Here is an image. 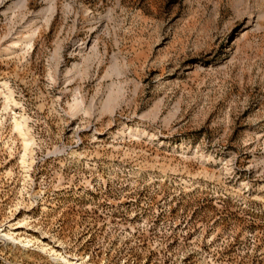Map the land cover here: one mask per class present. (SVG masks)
Here are the masks:
<instances>
[{
	"label": "rangeland",
	"instance_id": "rangeland-1",
	"mask_svg": "<svg viewBox=\"0 0 264 264\" xmlns=\"http://www.w3.org/2000/svg\"><path fill=\"white\" fill-rule=\"evenodd\" d=\"M0 264H264V0H0Z\"/></svg>",
	"mask_w": 264,
	"mask_h": 264
},
{
	"label": "bare ground",
	"instance_id": "bare-ground-1",
	"mask_svg": "<svg viewBox=\"0 0 264 264\" xmlns=\"http://www.w3.org/2000/svg\"><path fill=\"white\" fill-rule=\"evenodd\" d=\"M22 134H23V138H25L26 140H28L29 139V136H28V132L26 131V130H23L22 129ZM5 236L8 238L9 237V235L8 234H5Z\"/></svg>",
	"mask_w": 264,
	"mask_h": 264
}]
</instances>
